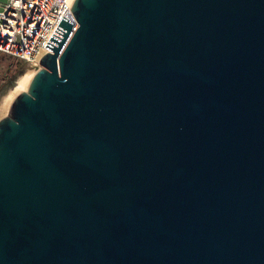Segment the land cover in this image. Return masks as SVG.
<instances>
[{
    "label": "water",
    "instance_id": "obj_1",
    "mask_svg": "<svg viewBox=\"0 0 264 264\" xmlns=\"http://www.w3.org/2000/svg\"><path fill=\"white\" fill-rule=\"evenodd\" d=\"M0 117V264H264V0H73Z\"/></svg>",
    "mask_w": 264,
    "mask_h": 264
},
{
    "label": "built area",
    "instance_id": "obj_2",
    "mask_svg": "<svg viewBox=\"0 0 264 264\" xmlns=\"http://www.w3.org/2000/svg\"><path fill=\"white\" fill-rule=\"evenodd\" d=\"M73 0H0V51L38 69L62 16L77 26Z\"/></svg>",
    "mask_w": 264,
    "mask_h": 264
},
{
    "label": "rangeland",
    "instance_id": "obj_3",
    "mask_svg": "<svg viewBox=\"0 0 264 264\" xmlns=\"http://www.w3.org/2000/svg\"><path fill=\"white\" fill-rule=\"evenodd\" d=\"M9 60L12 61L15 60V58L9 56L8 54H2V52L0 51V77L3 76V74L5 73ZM23 63L24 65L22 67L16 69H13V67H11V70L9 71L8 75L4 78H0V98L3 94H9L10 97L13 98V96H15L17 92H19V90L15 91L14 89L16 77L28 71L30 72V70L31 73H34L36 71V69L33 68L31 65L29 66L24 61ZM4 114L5 112H1L0 117Z\"/></svg>",
    "mask_w": 264,
    "mask_h": 264
},
{
    "label": "bare ground",
    "instance_id": "obj_4",
    "mask_svg": "<svg viewBox=\"0 0 264 264\" xmlns=\"http://www.w3.org/2000/svg\"><path fill=\"white\" fill-rule=\"evenodd\" d=\"M32 74L33 73H31V70H30V72L28 71L24 74L17 76L15 79V83H14L15 84V87H14L15 91L16 90L20 91V90L25 89L26 86L28 85L27 83H28L30 77L32 76ZM11 101H12V98L10 97L9 94H3L1 96V98H0V114H1V112L6 113L8 106H9Z\"/></svg>",
    "mask_w": 264,
    "mask_h": 264
},
{
    "label": "trees",
    "instance_id": "obj_5",
    "mask_svg": "<svg viewBox=\"0 0 264 264\" xmlns=\"http://www.w3.org/2000/svg\"><path fill=\"white\" fill-rule=\"evenodd\" d=\"M2 54H5V53L2 52ZM23 65H24L23 61L17 58H15V60H12V61L9 60L7 67H6V71L3 74V76H1L0 78H4L5 76H7L9 71L11 70V67H13V69H16V68L22 67Z\"/></svg>",
    "mask_w": 264,
    "mask_h": 264
}]
</instances>
